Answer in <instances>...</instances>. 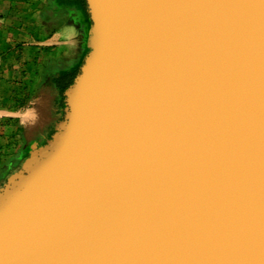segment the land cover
Returning a JSON list of instances; mask_svg holds the SVG:
<instances>
[{"label":"water","instance_id":"water-1","mask_svg":"<svg viewBox=\"0 0 264 264\" xmlns=\"http://www.w3.org/2000/svg\"><path fill=\"white\" fill-rule=\"evenodd\" d=\"M63 116L0 188V264H264V0H86Z\"/></svg>","mask_w":264,"mask_h":264},{"label":"crops","instance_id":"crops-1","mask_svg":"<svg viewBox=\"0 0 264 264\" xmlns=\"http://www.w3.org/2000/svg\"><path fill=\"white\" fill-rule=\"evenodd\" d=\"M90 29L77 0H0V188L53 134Z\"/></svg>","mask_w":264,"mask_h":264},{"label":"trees","instance_id":"trees-1","mask_svg":"<svg viewBox=\"0 0 264 264\" xmlns=\"http://www.w3.org/2000/svg\"><path fill=\"white\" fill-rule=\"evenodd\" d=\"M77 1H78L79 6L83 9V11H84V13H85L87 19L89 20V14H88V11H87V3H86V0H77ZM89 23L91 24L90 20H89ZM79 72H80V67L77 69V73H76V74L78 75ZM74 79H75V77H72L71 79H69V81H68V83L66 84V86H64L63 89H62V104H63V108L65 107V102H64V100H65V96H64V92H65V90H66L70 85L73 84Z\"/></svg>","mask_w":264,"mask_h":264},{"label":"flooded vegetation","instance_id":"flooded-vegetation-1","mask_svg":"<svg viewBox=\"0 0 264 264\" xmlns=\"http://www.w3.org/2000/svg\"><path fill=\"white\" fill-rule=\"evenodd\" d=\"M43 143H45V142H42L41 144H43Z\"/></svg>","mask_w":264,"mask_h":264}]
</instances>
